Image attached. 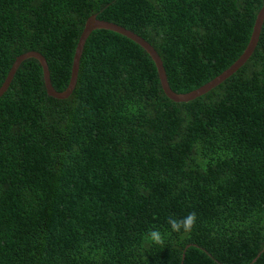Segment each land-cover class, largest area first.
Segmentation results:
<instances>
[{
	"label": "trees",
	"instance_id": "1",
	"mask_svg": "<svg viewBox=\"0 0 264 264\" xmlns=\"http://www.w3.org/2000/svg\"><path fill=\"white\" fill-rule=\"evenodd\" d=\"M263 6L0 0V89L36 51L67 90L97 15L146 39L188 94L243 55ZM190 212L192 232H172L167 218ZM153 226L163 246L143 243ZM0 264H264V25L248 62L190 102L170 100L152 57L109 30L87 39L68 99L24 61L0 99Z\"/></svg>",
	"mask_w": 264,
	"mask_h": 264
},
{
	"label": "water",
	"instance_id": "2",
	"mask_svg": "<svg viewBox=\"0 0 264 264\" xmlns=\"http://www.w3.org/2000/svg\"><path fill=\"white\" fill-rule=\"evenodd\" d=\"M263 25H264V6L262 7V9L259 11V13L257 15L249 45L247 46L243 55L228 70H226L223 74H221L219 77L214 79L209 84H207V85H205V86H203L197 90H194L188 94H178L172 90V88L169 84V81L167 79V74H166V71H165L161 57L159 56V54L157 53L155 48L149 42L146 41V39H144L143 37L137 35L136 33L132 32V31L120 26V25L100 20L97 18V15H93L87 20L85 30L83 32V35H82V37L79 41L78 47L76 49L74 62H73V68H72L71 81H70V84H69V87L67 88V90H65L63 92H59L53 87V85L51 83L49 67L47 65V61H46L45 57L42 54H40L39 52L32 51V52H28L26 54H23L22 56L18 57L17 60L15 61L13 67L11 68V70H10V72L6 78V81L3 84V87L0 89V99L8 91V89H9V87H10V85H11V83L15 77V74H16L17 70L19 69V67L21 66V64L24 61H26L28 59H32V58L37 59L42 65L43 74H44V82H45V86L47 88L48 94L51 97L58 99V100L68 99L72 95V93L76 87V84H77L78 72H79V68H80V60H81L82 52H83V49H84V46L86 44L87 39L89 38L91 33L95 30H109V31H113L117 34H120V35L132 40L133 42L138 44L140 47H142L152 57L155 65H156L158 74H159V79H160V82L162 84V88H163L166 96L170 100H172L176 103L190 102V101H193L196 98L206 94L211 89L221 85L223 82H225L227 79H229L231 76H233L240 68H242L248 62V60L252 57V55L254 54V52L258 46ZM183 259H185V254L183 255Z\"/></svg>",
	"mask_w": 264,
	"mask_h": 264
},
{
	"label": "clouds",
	"instance_id": "3",
	"mask_svg": "<svg viewBox=\"0 0 264 264\" xmlns=\"http://www.w3.org/2000/svg\"><path fill=\"white\" fill-rule=\"evenodd\" d=\"M197 219V214L195 212H190L183 218L169 216L167 218V223L174 233L190 234L196 226ZM143 243L146 245L163 246L165 244V234L153 226L149 228L148 232L144 235Z\"/></svg>",
	"mask_w": 264,
	"mask_h": 264
}]
</instances>
